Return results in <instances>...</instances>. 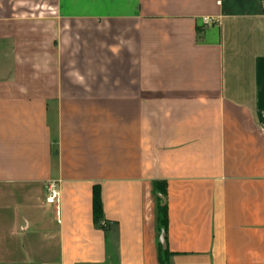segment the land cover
Wrapping results in <instances>:
<instances>
[{
    "label": "crops",
    "instance_id": "1",
    "mask_svg": "<svg viewBox=\"0 0 264 264\" xmlns=\"http://www.w3.org/2000/svg\"><path fill=\"white\" fill-rule=\"evenodd\" d=\"M160 244L264 264V0H0V264Z\"/></svg>",
    "mask_w": 264,
    "mask_h": 264
},
{
    "label": "trees",
    "instance_id": "2",
    "mask_svg": "<svg viewBox=\"0 0 264 264\" xmlns=\"http://www.w3.org/2000/svg\"><path fill=\"white\" fill-rule=\"evenodd\" d=\"M162 190H158L159 192H162L166 196V192L164 191V185H161ZM157 210H158V221H159V231L162 232V230L167 233V225H168V207L167 204H163L162 200H158V205H157ZM104 218V213H103V202H102V197H101V190L98 185L95 186L94 188V219L95 223L98 226L103 227L105 230H109L108 224L102 225V221ZM160 263L161 264H172L171 262V253L168 251V249H163L162 245L160 244Z\"/></svg>",
    "mask_w": 264,
    "mask_h": 264
},
{
    "label": "built area",
    "instance_id": "3",
    "mask_svg": "<svg viewBox=\"0 0 264 264\" xmlns=\"http://www.w3.org/2000/svg\"><path fill=\"white\" fill-rule=\"evenodd\" d=\"M208 18H205V21L208 22ZM49 196L47 198V201L49 203H55L57 200H58V196H59V191H58V188H57V183L56 182H52L50 184V187H49Z\"/></svg>",
    "mask_w": 264,
    "mask_h": 264
},
{
    "label": "water",
    "instance_id": "4",
    "mask_svg": "<svg viewBox=\"0 0 264 264\" xmlns=\"http://www.w3.org/2000/svg\"><path fill=\"white\" fill-rule=\"evenodd\" d=\"M166 233L164 230H162L161 236H160V242L163 245L164 248L167 247L166 240H165Z\"/></svg>",
    "mask_w": 264,
    "mask_h": 264
}]
</instances>
